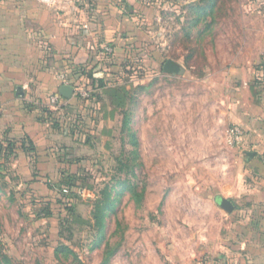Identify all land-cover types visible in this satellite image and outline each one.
<instances>
[{
    "label": "rangeland",
    "instance_id": "rangeland-1",
    "mask_svg": "<svg viewBox=\"0 0 264 264\" xmlns=\"http://www.w3.org/2000/svg\"><path fill=\"white\" fill-rule=\"evenodd\" d=\"M47 8L71 29L77 16L89 18L95 34L36 37L33 56L17 52L34 73L13 134L3 124L0 140V264H264L250 256L264 248L262 176L225 142L242 127L233 120L236 68L264 71V0H55ZM167 60L181 73L164 74ZM218 197L236 215L225 216Z\"/></svg>",
    "mask_w": 264,
    "mask_h": 264
},
{
    "label": "crops",
    "instance_id": "crops-1",
    "mask_svg": "<svg viewBox=\"0 0 264 264\" xmlns=\"http://www.w3.org/2000/svg\"><path fill=\"white\" fill-rule=\"evenodd\" d=\"M47 5H50V3L43 4L39 0H0V140L3 133H6L3 124L10 125L8 131L11 132V135L13 134L12 116H17V111L20 110L19 101L21 96L17 95V89L18 87H22L24 91L25 86L29 85V77L32 78V74L34 73L33 65H23L19 61L17 55L19 49L26 48L28 53L34 55V51H38L35 42L36 37H41L52 42L54 39L58 40V38L61 39L76 34V29L80 30L78 35L82 34L87 37H93L95 34L94 30L89 29V18L83 16H77L76 18L79 21L78 28H68L66 24H69L71 21L64 23L62 21L60 24H57V20H52L51 11L47 8ZM104 15L106 16L105 18L109 16L108 9ZM113 16L114 13L110 12V17L108 18L112 21L114 19ZM35 25H41V27L36 30L34 28ZM109 31L110 28L104 26L98 32L106 35ZM56 44L61 45V42L57 41ZM58 48V52H63V47L58 46ZM43 49L45 52L48 49L50 50L49 47ZM255 66L241 65L235 70L241 81L238 83V88L236 89L233 120L235 123L237 122V124L241 125L246 132L244 143L238 150L241 153H255L253 157L245 158V161L250 163L251 173H254L257 178L260 175L262 176L260 180L261 185L264 183V163L259 161L260 156L264 154V71H255ZM27 99L28 97L24 100ZM257 171L260 172V175ZM220 198L225 197H218L216 204ZM210 206L212 207V212H216L215 206L211 202ZM221 212L225 216L231 215L222 210ZM234 212L237 213L238 211L235 209ZM234 212L232 214L236 215ZM232 225V223H229L226 225V228ZM217 228L221 230L222 224ZM215 229L216 227L214 228L212 225L208 228L210 232ZM204 240L209 245L212 244L211 234L204 238ZM249 243L253 242L249 241ZM260 243L261 241L256 239L254 245L251 246L257 247ZM262 245L264 246V243ZM250 256L252 261L263 260L264 262V248H251ZM186 263L190 264L189 261H186Z\"/></svg>",
    "mask_w": 264,
    "mask_h": 264
},
{
    "label": "water",
    "instance_id": "water-1",
    "mask_svg": "<svg viewBox=\"0 0 264 264\" xmlns=\"http://www.w3.org/2000/svg\"><path fill=\"white\" fill-rule=\"evenodd\" d=\"M181 70H182L181 67L173 60H167L163 67V73L167 75H178L181 73ZM72 94H73V89L67 85H62L59 89V95L62 98L70 99L72 97ZM17 95L19 97L20 96L24 97L25 93L22 87H18ZM243 154L247 158H251L255 155V153H251V152H244ZM217 205L222 211H224L227 214H232L236 209L234 203H232L231 200L226 198H220L217 201Z\"/></svg>",
    "mask_w": 264,
    "mask_h": 264
},
{
    "label": "built area",
    "instance_id": "built-area-1",
    "mask_svg": "<svg viewBox=\"0 0 264 264\" xmlns=\"http://www.w3.org/2000/svg\"><path fill=\"white\" fill-rule=\"evenodd\" d=\"M44 4L51 3V0H39ZM107 52H112V49L107 48ZM50 104L52 106H57L59 104V97H52ZM245 131L240 126L231 127L225 136L226 145L231 149H239L244 143ZM264 159V157H263Z\"/></svg>",
    "mask_w": 264,
    "mask_h": 264
},
{
    "label": "trees",
    "instance_id": "trees-1",
    "mask_svg": "<svg viewBox=\"0 0 264 264\" xmlns=\"http://www.w3.org/2000/svg\"><path fill=\"white\" fill-rule=\"evenodd\" d=\"M103 80H101V82H102ZM103 86V85H102ZM45 112H47V115H52L53 114V112L52 111H50L49 109H45L44 110ZM104 208L105 209H111L112 208V206L109 204V202L108 201H106V203H105V205H104ZM102 209H103V207L101 208V206L100 205H98V210H99V212L97 213V215H96V218L99 220V223H100V221L102 220ZM102 226H101V233H102Z\"/></svg>",
    "mask_w": 264,
    "mask_h": 264
}]
</instances>
